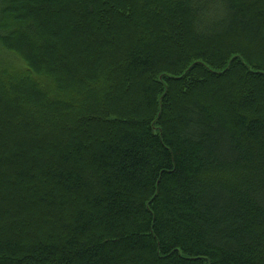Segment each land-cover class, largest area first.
Masks as SVG:
<instances>
[{
	"label": "trees",
	"instance_id": "obj_1",
	"mask_svg": "<svg viewBox=\"0 0 264 264\" xmlns=\"http://www.w3.org/2000/svg\"><path fill=\"white\" fill-rule=\"evenodd\" d=\"M0 264H264V0H0Z\"/></svg>",
	"mask_w": 264,
	"mask_h": 264
},
{
	"label": "bare ground",
	"instance_id": "obj_2",
	"mask_svg": "<svg viewBox=\"0 0 264 264\" xmlns=\"http://www.w3.org/2000/svg\"><path fill=\"white\" fill-rule=\"evenodd\" d=\"M44 68H46V66Z\"/></svg>",
	"mask_w": 264,
	"mask_h": 264
}]
</instances>
